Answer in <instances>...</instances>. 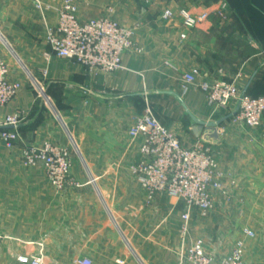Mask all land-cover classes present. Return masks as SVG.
<instances>
[{
	"label": "crops",
	"instance_id": "1",
	"mask_svg": "<svg viewBox=\"0 0 264 264\" xmlns=\"http://www.w3.org/2000/svg\"><path fill=\"white\" fill-rule=\"evenodd\" d=\"M76 1L82 20L111 11L135 29V47L122 55L120 71L91 75L53 55L34 0H0V57L10 78L23 83L0 118L26 114L13 149L0 137L3 256L42 251L44 264L82 258L92 264H180L183 203L165 193L149 202L131 170L141 159L142 141L129 134L132 117L150 107L186 145L200 140L192 115L205 122L231 115L218 127L221 141L207 144L224 173L222 190L215 191L207 218L193 216L190 236L202 238L207 252L221 260L250 228L256 237L246 240V264H264V117L250 128L234 118L235 103L217 109L196 86L183 91L184 75L197 67L208 81L241 74L244 92L264 95V0H227L226 21L213 15L196 27L185 26L179 11L197 15L219 0ZM166 10L175 17L165 19ZM47 14L55 23L54 13ZM48 138L67 146L73 139L79 150L72 164L76 185L63 191L52 186L42 165L23 164L24 144Z\"/></svg>",
	"mask_w": 264,
	"mask_h": 264
},
{
	"label": "built area",
	"instance_id": "2",
	"mask_svg": "<svg viewBox=\"0 0 264 264\" xmlns=\"http://www.w3.org/2000/svg\"><path fill=\"white\" fill-rule=\"evenodd\" d=\"M34 2L41 13L45 41L53 55L70 59L91 75L116 73L123 69L122 55L135 47L133 27L122 25L111 11L104 16L82 20L76 0H61L59 4L55 0ZM227 9L228 1L219 0L214 7L197 15L186 9L180 10L179 15L185 26L196 27L213 15L226 21L229 18ZM47 12L54 13L55 23ZM163 17L172 19L175 12L166 10ZM240 77L238 74L229 82L208 81L201 79L200 69L194 67L183 77V91L196 86L217 109L235 103L236 121L255 128L264 117V95L252 96L244 92L238 85ZM31 78L39 93L46 97L44 88ZM22 87L21 81L10 78V66L0 57V110L18 96ZM25 117L26 114L19 111L0 118V137L8 149H13L20 140L18 128ZM129 134L132 139L142 140L139 147L141 159L131 166V170L146 191L148 201L152 202L156 195L165 193L184 205L180 264H246V240L256 237L254 230L244 228L243 237L221 260L207 252L202 238L190 236L189 223L193 216L207 218L214 208L215 191L222 190L224 173L212 148L201 140L184 144L177 132L162 124L150 107L132 117ZM22 159L26 166L42 165L47 179L58 191L76 185L72 177L70 146L50 138L26 143L22 148ZM18 261L21 264H44V255L42 251L37 256L20 255ZM75 264H92V261L82 258Z\"/></svg>",
	"mask_w": 264,
	"mask_h": 264
},
{
	"label": "water",
	"instance_id": "3",
	"mask_svg": "<svg viewBox=\"0 0 264 264\" xmlns=\"http://www.w3.org/2000/svg\"><path fill=\"white\" fill-rule=\"evenodd\" d=\"M149 94V93H147ZM229 115L227 118H229ZM227 118L220 119L218 121L205 122L192 115V119L195 123L193 126V131L200 140L206 144L210 143H219L221 137L218 131L219 125L225 121ZM72 142L76 145L75 141L72 139ZM77 146V145H76Z\"/></svg>",
	"mask_w": 264,
	"mask_h": 264
},
{
	"label": "rangeland",
	"instance_id": "4",
	"mask_svg": "<svg viewBox=\"0 0 264 264\" xmlns=\"http://www.w3.org/2000/svg\"><path fill=\"white\" fill-rule=\"evenodd\" d=\"M216 81H220V80H216ZM69 146L72 149V154L76 155L78 153L77 152L78 149L76 148V146H74L72 142ZM0 264H18V257L9 256L8 260H6V258L3 256V253L0 251Z\"/></svg>",
	"mask_w": 264,
	"mask_h": 264
}]
</instances>
